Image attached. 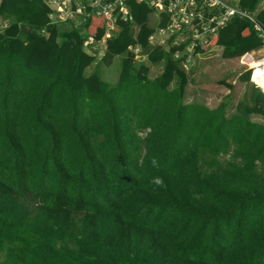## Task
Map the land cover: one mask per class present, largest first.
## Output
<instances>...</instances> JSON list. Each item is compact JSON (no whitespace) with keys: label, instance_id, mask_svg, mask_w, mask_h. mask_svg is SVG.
I'll return each instance as SVG.
<instances>
[{"label":"trees","instance_id":"16d2710c","mask_svg":"<svg viewBox=\"0 0 264 264\" xmlns=\"http://www.w3.org/2000/svg\"><path fill=\"white\" fill-rule=\"evenodd\" d=\"M261 1L239 6L264 25ZM126 5L102 60L123 58L110 85L85 73L84 41L103 36V17L65 26L45 0H0V264H264V123L251 119H264V91L247 69L233 113L184 102L175 47L148 42L166 18ZM261 45L233 17L197 50L233 58ZM155 176L166 187L154 190Z\"/></svg>","mask_w":264,"mask_h":264},{"label":"built area","instance_id":"2783aa9c","mask_svg":"<svg viewBox=\"0 0 264 264\" xmlns=\"http://www.w3.org/2000/svg\"><path fill=\"white\" fill-rule=\"evenodd\" d=\"M127 0H45L50 8L48 17L51 23L78 27L88 17H103L105 31L99 40L86 39L85 51L94 57V63L102 61L106 52V41L114 35L117 19L126 20L128 15ZM146 2L154 15L151 23H158L161 16L166 18V25L148 37L150 45H162L166 50L175 47L172 57L180 59L186 69L192 59L203 53L197 50L216 36L233 17L248 19L262 40L258 65L251 66V81L258 85L259 70L264 67V25L255 15L243 10L239 0H137ZM213 46H210V48ZM209 48V49H210ZM134 60L143 62L147 58L144 49L136 44L128 47ZM259 86V85H258ZM261 90L264 89L259 86Z\"/></svg>","mask_w":264,"mask_h":264},{"label":"rangeland","instance_id":"374dc122","mask_svg":"<svg viewBox=\"0 0 264 264\" xmlns=\"http://www.w3.org/2000/svg\"><path fill=\"white\" fill-rule=\"evenodd\" d=\"M231 1L235 2L236 0ZM66 26L68 25L66 24ZM3 28L4 22L0 18V30ZM24 35L25 32L21 33V37H24ZM221 53L222 48L215 46L199 57L192 59L191 63L194 64L190 68L194 67L196 72H194L190 84L186 87L184 102H199L210 108L224 102L226 103V113L231 114L235 111L236 103L246 94L245 83L241 80V76L249 65H247V62H243L244 65H242L241 60L238 59L239 57L224 58ZM258 54L256 53V57H258ZM122 60V55H116L109 62L99 61L96 64L93 63L85 69V73L96 72L103 81L113 85L118 79ZM137 63L139 62L137 61ZM141 63H147V61L144 60ZM163 65L164 62L158 65L150 64L148 76L153 78L158 70L162 69ZM171 86L174 87L175 82ZM251 119L264 123L263 117L259 115H251Z\"/></svg>","mask_w":264,"mask_h":264},{"label":"crops","instance_id":"0c3cea01","mask_svg":"<svg viewBox=\"0 0 264 264\" xmlns=\"http://www.w3.org/2000/svg\"><path fill=\"white\" fill-rule=\"evenodd\" d=\"M258 9H264V0H262V1L259 3V5H258ZM213 47H215V46H213ZM216 47H217V46H216ZM256 53H259V54H258V57H259V56H260V53H261V51H260V47H259L258 49L252 50V51H250V52H248V53H245V54L242 55V56H239L238 59H240V60H241V64L244 65L243 62H244L245 58H247V57L250 58V59H255V60H256V59L258 58V57H256ZM193 64H194V63L189 64V65L187 66V68H186V71L188 72V75H189V82H188V84H190L191 77H193L194 72H196V69H195L194 67H191V68H190V66H192ZM247 65H249V67L246 68V70L249 69V68H251L250 63H247ZM162 68H163V67H162ZM161 71H162V69L160 68L154 77L158 76V75L161 73ZM238 74H240V73H238ZM241 80H242V79H241ZM242 81H243V80H242ZM243 83H245L244 89H247V82H246V81H243ZM217 105H218V104H217ZM217 105H216V106H217ZM216 106H214V107H212V108H215Z\"/></svg>","mask_w":264,"mask_h":264},{"label":"clouds","instance_id":"9594fccd","mask_svg":"<svg viewBox=\"0 0 264 264\" xmlns=\"http://www.w3.org/2000/svg\"><path fill=\"white\" fill-rule=\"evenodd\" d=\"M151 166L154 168H159V161L153 157L151 160ZM150 183L154 186V190L156 188H164L166 187L165 181L162 177L160 176H155L150 180Z\"/></svg>","mask_w":264,"mask_h":264},{"label":"bare ground","instance_id":"6f19581e","mask_svg":"<svg viewBox=\"0 0 264 264\" xmlns=\"http://www.w3.org/2000/svg\"><path fill=\"white\" fill-rule=\"evenodd\" d=\"M257 65H258V62H257ZM257 82L264 87V67H261L259 70V79L257 80Z\"/></svg>","mask_w":264,"mask_h":264}]
</instances>
